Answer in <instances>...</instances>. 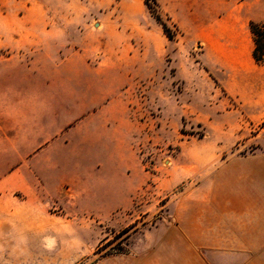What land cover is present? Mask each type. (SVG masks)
I'll use <instances>...</instances> for the list:
<instances>
[{
  "label": "rangeland",
  "instance_id": "obj_1",
  "mask_svg": "<svg viewBox=\"0 0 264 264\" xmlns=\"http://www.w3.org/2000/svg\"><path fill=\"white\" fill-rule=\"evenodd\" d=\"M240 2L231 34L213 0H0V264H264L214 248L264 161V0Z\"/></svg>",
  "mask_w": 264,
  "mask_h": 264
},
{
  "label": "crops",
  "instance_id": "obj_2",
  "mask_svg": "<svg viewBox=\"0 0 264 264\" xmlns=\"http://www.w3.org/2000/svg\"><path fill=\"white\" fill-rule=\"evenodd\" d=\"M161 7L164 9L163 5L165 2L170 1L171 6L175 7L178 6L179 2H186L187 7L189 6L192 8V10H196L195 5H200L203 3V5L206 7V5L211 0H157ZM218 5L215 9H208L206 7V11H204L205 15L208 14H214V15H221V18H218V20L215 22L214 27L216 29H220L223 32L227 33H237L239 31L245 32L247 22L245 19H250L248 17L249 11L248 7L243 10L242 7H237L238 5H241L242 0H213ZM216 5V6H217ZM237 5V6H236ZM169 6V5H168ZM176 8V7H175ZM190 10V9H189ZM207 24V22H206ZM205 25V24H204ZM157 33L163 34L162 30L157 29ZM228 36L225 37V39ZM207 39V37H205ZM218 40V39H217ZM61 64H63V68L67 64L65 59L61 60ZM59 74L61 72H58ZM64 73H61V76L63 77ZM103 95L111 92V89L106 88L105 86L102 88ZM50 88H47V91L45 92V95L51 96ZM37 94V93H36ZM36 94H32L33 96ZM63 95L71 94L70 91L63 88V92L61 93ZM38 95V94H37ZM36 95V96H37ZM36 100V103H35ZM35 100H32L31 105L34 106L32 109H38L39 101L36 98ZM71 103V102H70ZM69 101H61L56 104L57 109L62 108L66 109L70 105ZM50 104H47L49 106ZM72 105V103H71ZM77 105L76 103L74 106ZM36 106V107H35ZM110 108H113L112 104L107 102V99L103 101V103L97 108L96 112H100L102 115L106 111H108ZM115 116V117H114ZM117 115H112V124L116 125L118 122V119H116ZM109 164H119L117 159L111 158L110 161H108ZM255 179H254V199H248L243 198L237 202H239L237 205L240 208V216H239V229L235 232H222L218 233L216 235V242L214 243V248H233V247H239L242 251L241 253L247 255H254L257 257V259H260V257H264V161L261 163L257 162L256 164V171H255ZM110 184H113L114 181L109 180ZM261 264V263H256Z\"/></svg>",
  "mask_w": 264,
  "mask_h": 264
},
{
  "label": "trees",
  "instance_id": "obj_3",
  "mask_svg": "<svg viewBox=\"0 0 264 264\" xmlns=\"http://www.w3.org/2000/svg\"><path fill=\"white\" fill-rule=\"evenodd\" d=\"M145 4L151 14L155 17L156 21L161 25L166 37L168 39H171V35L169 33L167 25L161 21L160 16L157 13L151 10V6L147 1L145 2ZM248 28L254 43L252 58L257 65H260L264 62V19L261 23L258 24L250 22Z\"/></svg>",
  "mask_w": 264,
  "mask_h": 264
}]
</instances>
